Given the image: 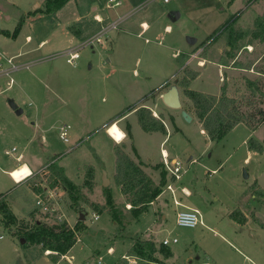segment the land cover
I'll use <instances>...</instances> for the list:
<instances>
[{"label":"rangeland","instance_id":"rangeland-1","mask_svg":"<svg viewBox=\"0 0 264 264\" xmlns=\"http://www.w3.org/2000/svg\"><path fill=\"white\" fill-rule=\"evenodd\" d=\"M35 1L0 0V27L15 30L21 20V10L32 9ZM99 2L113 15L110 22L117 18L116 11L121 10L123 14L128 10L125 2L118 7H108L109 0H97ZM132 3L129 23L137 26L128 33H121L130 41L127 49L131 48L132 58L127 67L131 70L123 73L118 68L103 67V59L109 51L101 49L100 45L95 52L90 46L83 47L76 63H69L64 55L69 48L66 39L60 36L61 30L54 31L53 19L45 15L25 20L15 38L0 33V59L4 61L14 56L18 65L10 75L0 69V193L6 197L12 193L20 196V200L17 198L11 204L16 213L18 209L28 210L26 198L30 206L28 216H17L13 223H3L0 212V264H264V197L253 193L255 182L264 188V152L251 150L248 145L251 137L264 144V125L260 124V129L254 132L241 123L221 140L214 141L201 131L199 121L189 122L182 116L183 109L194 110L185 88L179 84L189 74L188 69L199 72L190 83V89L219 94L225 83L228 94L237 98L245 119L256 125L262 117L263 96L248 80L263 85L259 70L264 62V40L256 35L260 28L255 22L264 13V0H133ZM172 12H181V16L172 20ZM142 20L151 24L168 22L172 27L165 32L163 25L160 37L153 29L139 35ZM116 32L113 30L110 37ZM240 34L243 36L239 38ZM188 36L197 38L196 43L189 44ZM42 39L48 41L39 47ZM124 49L119 48L120 54ZM177 49L181 50L176 52L172 77L162 88L145 97L151 100L149 105L163 120L166 130L171 129L172 137L162 143L166 133H146L135 115L122 118L119 124L116 120L106 124L110 118L123 117L146 104L143 99L138 101L142 93L159 83L158 76L152 82H137L146 78L133 72L136 55L149 56L148 61L142 59V65L158 71V55L164 54L167 58ZM161 59L163 62L164 58ZM90 64H93L92 69H89ZM11 77L15 83L9 87ZM171 86L178 87L182 108L164 104L162 94ZM11 100L24 109L22 114L12 108ZM63 123L72 126L70 142L60 138L59 127ZM123 137L125 139L121 140ZM116 145L124 147L135 161L142 162L156 184H161L165 173L160 161L162 148L178 156L189 167L179 182L188 183V177L193 176L196 189L189 199L198 201L204 223L194 228L179 226L174 205L168 208L165 219L151 214L136 222L137 217L127 205L128 195H121L115 173L109 170L115 168ZM137 149L152 160L142 161ZM20 153L24 158L18 162L16 157ZM58 155L57 159H61L60 163L66 168L65 175L77 185L73 192L76 201L64 185L57 182V174L51 168L50 163ZM101 155L109 170L107 186L103 183V172L97 175L94 170L93 179L87 175L86 164L95 161L102 165ZM23 162H28L37 174L26 178L31 172L27 165L13 170L15 183L22 186L15 188L6 170ZM245 170L248 178L244 176ZM165 178L167 181L166 175ZM42 186H46V190ZM39 187L40 192L55 190L49 202L50 212L36 205L35 190ZM106 187L109 189L105 190ZM166 197L168 194L164 195ZM110 209L114 210L116 219ZM74 210L77 215L88 212V216L86 221L79 216L75 219L74 227L79 223L81 226L79 239L68 254L57 256L49 254L51 250L46 251L41 245L25 247L21 243L25 228L34 227L37 220L49 225L67 222L65 217ZM94 213L100 216L96 219ZM166 236L178 238L177 243L169 245L176 252V262L167 261L165 252L171 249L162 243ZM143 240L155 244L152 260H148V253L144 256L135 251ZM132 243L134 245L129 247Z\"/></svg>","mask_w":264,"mask_h":264},{"label":"trees","instance_id":"trees-1","mask_svg":"<svg viewBox=\"0 0 264 264\" xmlns=\"http://www.w3.org/2000/svg\"><path fill=\"white\" fill-rule=\"evenodd\" d=\"M68 1L69 0H46L44 8L37 9L36 12L40 11L46 15L53 14L62 8ZM23 22L24 18H21L18 26L12 33L3 29H0V32L15 38ZM255 24L260 28V30L256 32V35H260L263 41L264 13L257 18ZM242 36L243 34H240L239 38ZM259 72L264 75V62L263 67L259 70ZM186 73L189 74L183 77L179 84L185 88V94L192 102L194 112L199 118V121L202 123L203 129L206 130L208 136L212 140H221L240 123H245L253 130L258 129L260 124L264 125V108L261 110V120L256 125H253L251 120L245 119V115L238 105L237 98L228 94L227 85L225 83L223 84L221 94L219 95L190 89V83L198 77L199 72L188 69ZM248 81L253 84L257 91H259V93L263 96L264 104V76L263 85L255 80ZM136 114L143 130L147 132L162 131L167 134L163 120L154 116L150 108L145 106L139 107L136 109ZM248 145L251 150H255L260 153L264 152V144L259 142L254 137L249 139ZM114 151L116 154L115 182L120 187L121 192L124 195H128V202L132 205V213L135 217H137L146 211L150 203L161 193V185L166 182L165 173L161 184H156L153 177L144 169L143 163L135 161L126 152L124 147L116 145L114 147ZM59 156L60 155L54 157V162L50 163L51 168L57 174V182L60 181L64 185L65 189L70 193L73 200L76 201L77 197L73 194V192L77 188V185H75L74 182L65 175L64 167L58 163L57 157ZM86 168L87 175L93 179L95 176L94 166L92 164H88L86 165ZM53 186H55V184H53ZM90 186L92 185L90 184ZM253 187L255 188L253 191L254 195L264 197V188H262L257 182L254 183ZM40 189L41 188L39 187L35 191L38 193L40 192ZM108 189L109 188L107 187L105 188V190ZM109 202H112L111 196H109ZM93 207L102 212V209H100L99 206L94 205ZM0 212L3 216L2 222L13 223L17 219V216L13 212L11 206L6 200V196L3 193H0ZM110 213L116 219L114 210L110 209ZM80 227V223L75 227H71L67 222L49 225L45 222L37 220L34 227L25 228V232L20 236L21 243L24 244L25 247L29 244L41 245L44 250H51V254H56L57 256L66 255L78 242V230ZM135 251H137L138 255L141 253L144 256H147L146 253H148V260H152L156 247L152 241L143 240L139 242ZM169 253L170 251L165 252L166 256H168Z\"/></svg>","mask_w":264,"mask_h":264},{"label":"crops","instance_id":"crops-1","mask_svg":"<svg viewBox=\"0 0 264 264\" xmlns=\"http://www.w3.org/2000/svg\"><path fill=\"white\" fill-rule=\"evenodd\" d=\"M121 1H122V3L119 6H122L123 3L125 2V6H126L125 8H127L128 10H126V12H123V14H122L121 10L116 11V14L118 16L112 22L116 21L118 23L117 28L116 29H110L109 32H107L104 35L105 36V39H104V36H103L101 42L95 43L94 46H92V47L90 46V47L93 49V52H95V48H96L97 45H100L101 49H103L105 51H109V52H107L106 58L103 59V67L104 68H107L108 66H111L112 68H118L121 71V73H123V71H130L131 70V68H127V67H129L128 66L129 65L128 62L132 58H131V54L129 53L130 52L129 50L131 48H128L127 49V46H130L128 44V42H130V41L129 40L126 41V39H124L126 37V35H121V33H124V34L125 33H128V32L131 31L130 28L136 27L137 25L134 22H130L129 23V21L131 20L130 14L133 13V8H134L133 5H132L133 4L132 3L133 0H124V1L121 0ZM35 2H36L35 3V6L32 7V9L21 10V11H23V13H22L20 19L21 18H24V22H25V20H30V19H32V20L37 19V18L40 19V18L43 17V15H45L46 17L52 18L53 21H54V27H55L54 28V31L55 30L56 31L57 30H61L62 35H60V36L61 37L62 36L65 37V39H66V47L67 48L68 47L80 46L85 41H87L90 37L98 34L104 28H106L107 26H109V24L112 23L110 21L113 19V15L110 14L109 12L107 13L104 10L105 7L103 6V3H100V2L97 3V0H69L62 8H60L55 13L50 14V15H46L45 13L40 12V11L39 12H36L37 9H43L44 8V5H45L46 0H37ZM108 4H109V2H108ZM18 8H21V7L19 6ZM116 14H115V16H116ZM180 16H181V12H180ZM167 17H168V13H167ZM162 26H163L165 32L168 31V30H170L171 27H172L168 22L162 23L160 21L159 22L153 21V23L151 24V23L147 22L146 20H142L140 22V27L142 29H141L139 35H141L145 31L147 32V31L153 29V30H156L157 31L156 32V36L157 37H160V36H162V33H161V27ZM0 29L8 30L11 33L14 31V30L11 31L9 29H5V28H2V27H0ZM113 30H116L117 32L115 33L114 37H112V36L110 37V34H111V32ZM6 36L9 37V38H13V37L8 36V35H6ZM27 38L30 39L31 36L28 35ZM32 40H33V38H32ZM47 41H48V39H42L40 41V43H39V47L44 46ZM147 41H148V39H147ZM120 47L122 49H123V47L125 48L124 49V52H122V54H120V52H121L119 50ZM33 50H34V48L31 49V51H33ZM160 50L163 51V53H165L164 52L165 51L164 49L161 48ZM179 50H181V49H177L174 53H172L171 56L168 55L167 58L164 57V54L158 55V61H159L158 65L160 66V69L158 71L157 70H154V69H151V67L149 65H147V64L142 65V59L144 58L145 61H148L150 59L149 56H147V55L146 56L136 55L138 57H137L136 62H135L136 65L133 68V72L138 77H140L141 75H143L146 78V80H141L140 79V80H137V82L145 81V83H148V82L154 81V77L155 76H158L160 78V79L158 78V80H159L158 85L156 87L150 89L148 92L147 91L143 92L142 93L143 95L141 94L142 96L138 100V101H141L143 99L144 101H146V104H144L143 106L150 108L153 111V113H154V115L156 117H158V114H157L156 110L154 109V107H152V106L149 105V103L151 102V100L150 99L148 100V98H145V97H146L147 94H149L151 92H154L155 90H158V89L162 88L164 85H166L168 83L169 79L172 77V75L174 73V69L176 67L175 66L176 59L178 57V53H176V52L179 51ZM159 53H161V52H159ZM162 57L164 58L163 62H162V59H161ZM138 67H140V69H138ZM92 68H93V64H90L89 65V69H92ZM204 69H206V68H204ZM204 69H203V72H204ZM203 72H202V75H203ZM169 89H167L164 93H166ZM139 90H141V88ZM199 91H201V90H199ZM203 92L210 93V92H207V91H203ZM164 93L162 94V100H163V102H164V99H163ZM179 94H180V92H179ZM211 94H213V93H211ZM219 94H217V95H219ZM180 99H181V97H180ZM181 102H182V100H181ZM164 104L167 107H170L165 102H164ZM182 107H183V102H182ZM170 108H172V107H170ZM136 109H134V111L125 113L123 117L110 118L109 120H107V123L106 124H108L112 120H116L115 123L119 124L121 122L120 120L122 118L127 117L128 115H135L136 118H137V120H138V116L136 114ZM187 111L192 116V121H195V120L196 121H199V118L197 117V115H196L195 112L190 111V109H188ZM23 112H24V109H23ZM181 114H182V112H181ZM177 120H178V117L176 119V125H177ZM192 121H190V122H192ZM138 122H139V120H138ZM34 124H36V122H34ZM243 124H245V123H243ZM130 125H131V129L130 130H131V134H132V137H133L132 123L131 122H130ZM177 127H178V125H177ZM108 128H105V130H106V133L109 135V133L107 132L108 131ZM167 129H168V131H167L166 137L164 138V140L162 141V143L166 142L169 139V137H172V135H173L171 129L169 127H167ZM258 129H260V128H258ZM258 129H255V130L251 129V130L255 132ZM179 130H180V128L178 129V131ZM201 131L207 134L206 130L203 129V125H202V128H201ZM145 132L146 133H151V132H147V131H145ZM153 132H157V131H153ZM110 137L112 139H114L113 138L114 136L112 137L110 135ZM125 137H123L121 140L125 139ZM115 139H114L115 141H119V139H117V138H115ZM133 141H134V137H133ZM258 141L262 143L261 140H258ZM79 143L80 142H78L77 144H79ZM134 144H135V141H134ZM13 150L15 151L16 149H13ZM162 151L167 152L170 155V157H178L176 155H173V153L171 151L166 150V148H162V150H161V159H160L161 162H162ZM7 152H9V151H7ZM138 153H139V156H140V158H141L142 161L147 162L149 160H152V157L151 156H144V155H142L140 153L139 150H138ZM114 156H115V158H114L115 168L112 167V169H109V170H112L114 173H116V154L115 153H114ZM101 157H102V155H101ZM23 158H24V155L22 153H20L16 157V160L18 162H20V161H22ZM60 160H58L59 164L65 168V166L62 163H60L61 162ZM102 160H103V164L100 165V166L97 165V162H95V161H94V163H92V165L95 167L96 174L99 173V172L100 173L103 172L102 174L104 175V172L107 173V171H109V170H107L108 166H107L106 160L103 157H102ZM190 160H191V158H190ZM13 164L14 163H11L10 166H13ZM23 165H27L30 168V171H32L34 173L33 176H35L37 174V170L33 169L28 162H23V163L15 166L13 168H9V169L6 170V172H8L9 175H10L13 170H15V169H17L19 167H22ZM86 165H88V164H86ZM188 169H189V167L187 168L186 173L189 171ZM34 171H36V172H34ZM164 172H165V175L167 177V181L165 183V185H166L167 182H168V180H169V177H168V175H167V173L165 171V168H164ZM65 173H66V168H65ZM10 176H11V178L13 180V183L15 184V188L18 187V188L21 189L22 186H20L19 184H16L15 183L16 180L14 181L12 175H10ZM187 181H188V183H183V184L179 183L178 184V188H177V196L180 199V201L182 202V205H176L174 203V200H173V197H172L171 193L169 191H165L164 190L165 187H164L162 189L161 193L159 194V196L154 201H152L150 203L151 206L149 205V207L147 208L146 211H144L139 216H137L136 222L140 221L145 216H149L151 214H152V216H162V218L165 219L168 216V213H167L168 208L170 206H173V205L175 206L176 213L179 210L185 209V208H195V209L200 210L199 207H198V201H196V200H190L189 199L191 196H193L195 194V189H196V187H195L196 186L195 185V180H194L193 176H189L188 179H187ZM258 184L262 187V185L260 183H258ZM46 188L47 187L45 186L44 189L46 190ZM182 188H185L186 193L184 192V190H182ZM120 191H121V189H120ZM51 193L54 194L55 193V190L53 189ZM35 194H37V193H35ZM165 194H168V197L164 198V195ZM121 195L124 196V194L122 192H121ZM14 196L15 195H13V193H12V194H9L8 197H6V200L8 201V203H9L10 206H11L13 200H16L18 197H20L19 195H16L15 197ZM170 200L172 201L173 204H171ZM24 201L26 202V205H27V209L28 210L23 212L20 209H18V213L20 212V214H18V213H16V212L13 211L16 216H28L29 211H30V209H29L30 206H29V203L27 201V198ZM127 205L131 209L132 205L128 201H127ZM151 209H152V213H150V210ZM131 211H132V209H131ZM243 211L246 213V211L244 209H243ZM83 215L85 216L84 219H82V216ZM63 216H66V213H64ZM73 216H76L74 218V220L73 221L69 220V218H72ZM77 216H79V219L80 220L86 221L87 220V216H88V212L80 213L79 215H77V213L74 210L72 215H70L69 217H65L66 220H67V223L71 227H74V225L76 223L75 219L77 218ZM252 224H254V223H252ZM157 225H160V223H157ZM244 226H246V225H244ZM156 232H157V230L156 231L153 230V233H156ZM165 238H169V237L166 236V237H164V239ZM171 243H177V242H171ZM132 245H134V243L130 244L129 247H131ZM169 245H166V246L169 247ZM51 252L49 254H51ZM175 253L176 252H174L171 249L169 255L167 256V261L168 260H172V261H175L176 262L178 259L176 258ZM190 261H192V260H190ZM171 263H173V262H170L169 264H171ZM201 264H208V262H203Z\"/></svg>","mask_w":264,"mask_h":264},{"label":"built area","instance_id":"built-area-1","mask_svg":"<svg viewBox=\"0 0 264 264\" xmlns=\"http://www.w3.org/2000/svg\"><path fill=\"white\" fill-rule=\"evenodd\" d=\"M164 2H169V0H164ZM121 3H122L121 0H109V4L107 6L117 7L121 5ZM117 25L118 23L114 21L110 23L109 26L104 28L101 32L90 37L87 41H85L80 46L69 47L68 49H66V51L64 52V55L67 56V61L71 64L76 63V61L80 58L81 48L85 46L92 47L94 46L95 43L101 42L103 36L107 32H109L110 29H116ZM14 60H15L14 56H8L4 59V61L7 63L5 64V62L0 59V69L4 74L10 75L13 70L18 68V65L14 62ZM8 83L10 87L15 83V81L11 77ZM71 129H72V126L69 123H63L60 125L59 135L63 141L70 142ZM162 163L169 177V180L167 184L165 185L164 190L169 191L171 193L174 203L176 205H182V202L177 196V188H178V184L180 183L179 181L182 179V177L186 173L188 167L185 166L184 162L180 158L170 157V155L165 151H162ZM31 175H34L32 171L26 178L30 177ZM182 190H184V192L186 193L185 188H182ZM51 192H52V189H49L45 192L41 191L36 194L37 207H39L42 211L46 213L52 211V207L49 202L51 201L54 194H52ZM94 217L97 219L99 215L94 213ZM176 218H177V224L182 227L194 228V227H197L199 224L204 223L201 211L195 208H185V209L179 210L176 214ZM171 242H178V238L177 237L165 238L162 243L164 245H169Z\"/></svg>","mask_w":264,"mask_h":264},{"label":"water","instance_id":"water-1","mask_svg":"<svg viewBox=\"0 0 264 264\" xmlns=\"http://www.w3.org/2000/svg\"><path fill=\"white\" fill-rule=\"evenodd\" d=\"M179 16H180L179 12H172L171 13L172 20H176ZM187 41L190 44H195L197 41V38H195L193 36H188ZM163 99H164V102L172 108H181L182 107V102L180 99V94H179V90H178L177 86H172L166 93H164ZM10 105L12 106V108L14 110H16V112L18 114L23 113V108H21L14 100L10 101ZM182 116L187 121H189V122L192 121V116L185 109L182 110ZM244 176L246 178L249 177V174L247 173L246 170L244 172ZM103 183L105 186H107L109 184V179L106 176V172H104V175H103ZM84 218H85V216L83 215L82 219H84Z\"/></svg>","mask_w":264,"mask_h":264},{"label":"bare ground","instance_id":"bare-ground-1","mask_svg":"<svg viewBox=\"0 0 264 264\" xmlns=\"http://www.w3.org/2000/svg\"><path fill=\"white\" fill-rule=\"evenodd\" d=\"M30 173H31V172H30ZM11 175H12L13 179L15 180V178H14V176H13V174H12V173H11ZM28 175H29V174H28ZM28 175H27V176H28ZM16 181H17V180H16Z\"/></svg>","mask_w":264,"mask_h":264}]
</instances>
